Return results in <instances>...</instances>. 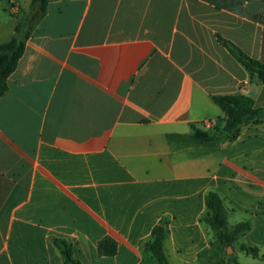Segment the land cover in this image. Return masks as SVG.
Here are the masks:
<instances>
[{
    "label": "crops",
    "instance_id": "crops-1",
    "mask_svg": "<svg viewBox=\"0 0 264 264\" xmlns=\"http://www.w3.org/2000/svg\"><path fill=\"white\" fill-rule=\"evenodd\" d=\"M30 3L0 0V45ZM218 35L264 63V0H49L0 98V264H64L55 239L81 264H158L143 243L163 220L170 264H264V118L190 137L225 125L214 95L264 108ZM209 192L249 223L230 254Z\"/></svg>",
    "mask_w": 264,
    "mask_h": 264
},
{
    "label": "trees",
    "instance_id": "trees-1",
    "mask_svg": "<svg viewBox=\"0 0 264 264\" xmlns=\"http://www.w3.org/2000/svg\"><path fill=\"white\" fill-rule=\"evenodd\" d=\"M49 0H31V3L21 15L17 17L14 35L6 43L0 45V98L8 90V78L16 70L20 58L23 56L26 44L38 24L45 17ZM218 41L229 53L245 67L251 77H257L259 82L264 83V63L245 53L233 42L217 36ZM213 101L222 109L226 117L223 127L203 129L192 125L190 137L201 141L211 142L221 136L235 139L240 134L242 127L250 123H260L264 118V108L257 107L253 99L242 94H222L212 96ZM207 206V218L212 228L218 231L219 239L223 248L232 247L237 236L249 229V223L237 224L233 230L228 228L227 211L223 199L215 192H209L205 197ZM168 232V223L163 220L157 224L151 239L143 243V249L151 253L158 264H170L165 253L164 243ZM55 245L60 250L64 264H81L75 258L73 249L63 239H55ZM248 254L255 257L259 255L258 249H245ZM101 254L112 255L116 252V243L112 239H105L99 244ZM264 260V255L262 256ZM213 264H240L238 262L216 261Z\"/></svg>",
    "mask_w": 264,
    "mask_h": 264
},
{
    "label": "rangeland",
    "instance_id": "rangeland-1",
    "mask_svg": "<svg viewBox=\"0 0 264 264\" xmlns=\"http://www.w3.org/2000/svg\"><path fill=\"white\" fill-rule=\"evenodd\" d=\"M225 253H227V249H226ZM241 262H243L244 264H247L248 260L246 257H244L241 259Z\"/></svg>",
    "mask_w": 264,
    "mask_h": 264
},
{
    "label": "water",
    "instance_id": "water-1",
    "mask_svg": "<svg viewBox=\"0 0 264 264\" xmlns=\"http://www.w3.org/2000/svg\"><path fill=\"white\" fill-rule=\"evenodd\" d=\"M231 252H232L231 247H228V248H227V253L230 254Z\"/></svg>",
    "mask_w": 264,
    "mask_h": 264
}]
</instances>
